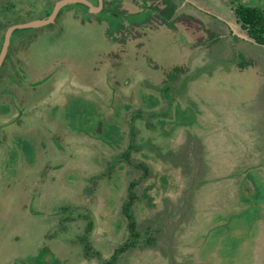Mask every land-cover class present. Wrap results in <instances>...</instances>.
<instances>
[{"label": "rangeland", "instance_id": "obj_1", "mask_svg": "<svg viewBox=\"0 0 264 264\" xmlns=\"http://www.w3.org/2000/svg\"><path fill=\"white\" fill-rule=\"evenodd\" d=\"M59 1L0 0V54ZM87 1L0 69V264H264V49L191 46L243 33L226 0ZM129 216L151 244L117 253Z\"/></svg>", "mask_w": 264, "mask_h": 264}, {"label": "crops", "instance_id": "obj_2", "mask_svg": "<svg viewBox=\"0 0 264 264\" xmlns=\"http://www.w3.org/2000/svg\"><path fill=\"white\" fill-rule=\"evenodd\" d=\"M224 1V0H223ZM60 2V1H59ZM152 2L156 5H163V7H164V5H167V4H165L164 2H162L161 0H152ZM176 2H177V0H176ZM188 2L189 3H193V4H195V5H198L194 0H188ZM200 2V1H199ZM58 3V2H57ZM179 3V2H178ZM170 4H173V3H170ZM226 4H228L229 6H230V11L232 12V13H235V17L233 16V18H234V22H235V25H238V27L241 25L240 24V22H239V20H238V18H237V16H236V12H235V10H236V8L238 7V6H240V5H242L241 4V1L240 0H226ZM68 5H71V4H68ZM68 5H66V6H68ZM86 6V5H85ZM98 6V5H97ZM186 6V5H185ZM243 6H245V5H243ZM65 7V6H64ZM246 7H250V8H257V9H260L262 12H263V10L260 8V7H258V6H248V5H246ZM96 8H98V7H96ZM192 10H195V8L194 7H190ZM167 9H169V6L167 7ZM165 10L164 12H162L161 14H157V17L160 19L159 20V24L161 25V26H163L164 27V29L165 28H168V29H171V28H174L175 26H171V25H169V24H172L173 25V21L177 18V17H189V18H192V19H194L196 22L198 21V19H195V15L193 14V12H188V11H185V12H182V11H168V10ZM53 11V10H52ZM166 12H169V13H166ZM51 14L52 13H50V14H48L47 16V19L51 16ZM264 14V13H263ZM162 20H164V21H162ZM166 22V23H165ZM201 23L197 26V25H195V26H193V27H185L186 29H188V31L190 32V35H192L193 37H191L192 38V44H191V46L193 47V48H195L196 50H197V48L199 47V43H198V41H200L201 40V36H202V34H205V35H221V34H224L225 35V38L227 39V40H232L233 41V43L235 42V41H239V40H242V41H244V42H249V43H251L252 45H254V46H257V47H260V48H262V49H264V46H261V45H258L257 43H255L254 41H253V39L249 36V34H248V32H247V29H245V28H243L242 27V29H243V33H241L240 32V29H238V28H235V27H233V26H229L228 28H226V30L225 31H221V30H223V29H225V28H221V29H209V28H204V24H203V27H201ZM168 26V27H167ZM143 35H146V34H144L143 33ZM141 39V38H140ZM198 43V44H197ZM245 188H247V191H251L252 189H253V186H252V184H250V183H248V182H243V184H242V186H241V190H245Z\"/></svg>", "mask_w": 264, "mask_h": 264}, {"label": "trees", "instance_id": "obj_3", "mask_svg": "<svg viewBox=\"0 0 264 264\" xmlns=\"http://www.w3.org/2000/svg\"><path fill=\"white\" fill-rule=\"evenodd\" d=\"M236 16L241 24V26L245 29H247V32L249 36L253 39L255 43L258 45L264 46V14L260 9L257 8H250L243 5H240L235 10ZM133 196L130 197V202L127 203V208H125V212L128 213V206L131 204ZM129 233L130 237L128 242L118 250L117 253L130 250L131 248H134L136 244L139 242L145 243V244H151V242H148L149 240L146 239V236H148V231L151 230V227H147L146 233L139 232L137 229V226L135 224V221L132 220V217L129 216ZM153 240H156V235ZM114 263V261H110L109 264Z\"/></svg>", "mask_w": 264, "mask_h": 264}, {"label": "water", "instance_id": "obj_4", "mask_svg": "<svg viewBox=\"0 0 264 264\" xmlns=\"http://www.w3.org/2000/svg\"><path fill=\"white\" fill-rule=\"evenodd\" d=\"M77 3L86 5L87 7L91 8L94 12L99 10V7L98 8L94 7L87 0H61L60 2H58L56 4L54 11L52 12L51 16L48 19L33 21V22L26 23V24L14 25V26L10 27L6 32L4 45L2 48V52L0 54V69L3 65V62L6 58V56H7L9 46H10V42H11V37L16 30L29 29V28H39V27H43L45 25H49V24L54 22L57 14L59 13V11L64 6H66L68 4H77ZM100 4H102V0H100Z\"/></svg>", "mask_w": 264, "mask_h": 264}, {"label": "flooded vegetation", "instance_id": "obj_5", "mask_svg": "<svg viewBox=\"0 0 264 264\" xmlns=\"http://www.w3.org/2000/svg\"><path fill=\"white\" fill-rule=\"evenodd\" d=\"M9 51V50H8ZM7 57V56H6ZM6 59V58H5ZM5 61V60H4Z\"/></svg>", "mask_w": 264, "mask_h": 264}]
</instances>
